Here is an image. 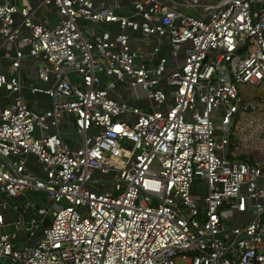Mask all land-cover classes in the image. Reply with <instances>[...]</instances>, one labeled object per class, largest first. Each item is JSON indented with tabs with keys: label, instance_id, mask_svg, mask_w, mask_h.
Masks as SVG:
<instances>
[{
	"label": "built area",
	"instance_id": "1",
	"mask_svg": "<svg viewBox=\"0 0 264 264\" xmlns=\"http://www.w3.org/2000/svg\"><path fill=\"white\" fill-rule=\"evenodd\" d=\"M190 6L200 15L162 0H0V91L13 94L0 105V198L42 193L49 206L36 212L51 219L39 238L36 219L1 232L0 257L264 264V123L239 94L264 84V0ZM130 32L165 38L170 58L156 57L158 42L132 48ZM26 60L43 86L22 82ZM27 92L50 107L34 111ZM67 114L73 147L59 131ZM239 145L263 157L238 160Z\"/></svg>",
	"mask_w": 264,
	"mask_h": 264
},
{
	"label": "crops",
	"instance_id": "2",
	"mask_svg": "<svg viewBox=\"0 0 264 264\" xmlns=\"http://www.w3.org/2000/svg\"><path fill=\"white\" fill-rule=\"evenodd\" d=\"M14 1V0H12ZM167 3V5L177 8L179 11L183 13H188L194 16H199L201 13L200 8L196 6H190V3L193 0H162ZM217 0H199V2L206 4V3H213ZM17 3H24L25 0H16ZM111 0H106V3H110ZM122 12V10H121ZM52 16V15H51ZM55 17V16H53ZM52 17V18H53ZM107 29H111L113 31L117 30L115 25H107L104 26ZM130 34V41L132 48L136 47H144L147 50L151 49V43L158 42L161 44V49L156 54V57L159 56H166L170 58V48L168 46L167 40L165 38L160 39L157 36H149L148 38L142 37L139 33H129ZM3 64V62H2ZM168 65H172L171 62H168ZM36 67L37 62L32 60H26L23 62V66L21 69V80L24 84L33 82L37 85L43 86V84L37 81L36 78ZM71 79H76L75 74H70ZM140 94V92H139ZM113 97H118V95L112 93ZM123 98L128 101L130 104H138L134 99L129 97L128 95H122ZM25 97L28 101V104L31 109L36 112L43 113L50 107V98L43 94V93H29L25 94ZM13 100V94L7 91H0V105H5L10 103ZM145 104V99L140 98L139 104ZM59 131L61 136L63 137L64 142L69 146L73 147L79 141L78 137L74 131V124H73V116L71 114H67L64 119L62 120ZM39 134V133H37ZM35 165V163L31 162L30 166ZM1 204H4L2 206ZM49 203L42 193L25 191L23 194L16 196V197H7L4 196L0 198V212L3 214V224L0 227V233H10L13 232L17 225L20 223H25L30 221L31 219H36L39 221V227L35 230V238H39L42 235L41 227L43 225H48L50 223V217L46 216L40 221V216L37 214V209L39 207L48 208ZM23 233V232H22ZM24 234V233H23ZM34 238H30L29 241L33 242ZM0 264H21L19 262H13L9 258L0 257Z\"/></svg>",
	"mask_w": 264,
	"mask_h": 264
},
{
	"label": "rangeland",
	"instance_id": "3",
	"mask_svg": "<svg viewBox=\"0 0 264 264\" xmlns=\"http://www.w3.org/2000/svg\"><path fill=\"white\" fill-rule=\"evenodd\" d=\"M45 7H43L41 9V12H45ZM48 15H50V12L47 13ZM205 16H207V13H205ZM264 83V81H263ZM264 86V84L262 85ZM261 85H250L247 83H241L239 84V94L242 98V110L246 111V113H253V114H259V116L261 117V121L264 123V110L261 109L262 105V98H263V93H262V87ZM262 88V89H261ZM264 90V89H263ZM145 109H149L146 108ZM259 117V118H260ZM219 125V121L215 120V134L218 136L221 134V131L218 129ZM236 136H232V140L234 141L233 145H237L236 144ZM239 150L236 151V154H244L247 156H250L252 161H255V159L257 160L258 158H262L263 157V153L260 154L258 152V150L256 149H244L241 145H239L238 147ZM100 176V175H99ZM101 177H104L101 175ZM194 181H193V185H192V191L195 195H198L200 197H203L206 192H207V185L204 179H202L201 177L195 176L194 177Z\"/></svg>",
	"mask_w": 264,
	"mask_h": 264
},
{
	"label": "trees",
	"instance_id": "4",
	"mask_svg": "<svg viewBox=\"0 0 264 264\" xmlns=\"http://www.w3.org/2000/svg\"><path fill=\"white\" fill-rule=\"evenodd\" d=\"M234 141L232 140L231 146H233ZM234 158L238 159V160H249L251 161V157L244 155V154H237Z\"/></svg>",
	"mask_w": 264,
	"mask_h": 264
}]
</instances>
